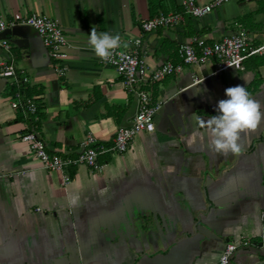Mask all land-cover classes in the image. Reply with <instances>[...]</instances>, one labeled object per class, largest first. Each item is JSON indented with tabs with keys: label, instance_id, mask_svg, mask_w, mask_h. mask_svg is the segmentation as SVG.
<instances>
[{
	"label": "crops",
	"instance_id": "0c3cea01",
	"mask_svg": "<svg viewBox=\"0 0 264 264\" xmlns=\"http://www.w3.org/2000/svg\"><path fill=\"white\" fill-rule=\"evenodd\" d=\"M168 11L180 0H160ZM206 3L210 0H198ZM36 12L55 19L68 47L57 75L34 29L15 25L0 50L25 85L0 77V264H216L225 242L237 244L230 264H264V119L241 133L239 155L217 153L199 126L216 115L225 89L245 86L264 112V51L243 70L215 72L209 59L142 86L159 108L154 128L138 133L125 152L97 157L61 173L44 170L19 135L32 128L49 152L75 156L87 133L108 145L117 126L137 110L110 66L88 43L98 33L140 35L138 52L149 68L180 60L177 47L194 38L214 41L239 25L251 46L264 43V0H230L173 28L141 32L147 0H0V17ZM197 78V81H194ZM255 83V84H254ZM34 92L38 120L12 110V94Z\"/></svg>",
	"mask_w": 264,
	"mask_h": 264
},
{
	"label": "built area",
	"instance_id": "2783aa9c",
	"mask_svg": "<svg viewBox=\"0 0 264 264\" xmlns=\"http://www.w3.org/2000/svg\"><path fill=\"white\" fill-rule=\"evenodd\" d=\"M228 1L230 0H210L201 3L198 0H180L179 11H159L142 19L139 22V27L141 32H150L158 28H173L178 26L185 16L199 18ZM245 1L257 2L259 0ZM18 24L34 29L46 55L53 62L54 71L57 75L63 76L66 67L62 62L67 55L68 41L58 22L47 15L36 12L8 21L0 17V50L9 52L10 42L3 32ZM140 41V35L121 34L120 47L113 50L110 59L104 61L99 58L102 65L114 69L125 89L135 96L137 102V110L129 124L117 126L108 145L102 144L93 135L87 133L79 143L78 153L70 157L49 152L44 141L36 135L32 128L19 135V140L27 144L31 156L44 170H56L61 173L62 184L69 180V168L85 165L91 170L99 169L100 164L97 162L99 155L123 153L138 133L153 130L154 116L159 104L151 101L149 91L142 86L178 74L185 65L197 66L209 59L215 61V72L228 68L243 70V61L247 57L264 51V43L258 46L249 44L247 30L239 25L235 30L223 34L214 41L198 37L191 41L181 42L177 47L179 61L166 60L154 68H149L138 52ZM0 77H10L12 83L18 85H25L28 82L27 75L20 69L16 70L7 62L6 57H0ZM197 80L194 78V81ZM9 105L12 110L19 112L23 118L30 122L38 120V107L33 96H24L19 90H16L9 100ZM258 214L260 218H264V208L260 209ZM237 247L234 242H225L217 254L216 264H230V259Z\"/></svg>",
	"mask_w": 264,
	"mask_h": 264
},
{
	"label": "clouds",
	"instance_id": "9594fccd",
	"mask_svg": "<svg viewBox=\"0 0 264 264\" xmlns=\"http://www.w3.org/2000/svg\"><path fill=\"white\" fill-rule=\"evenodd\" d=\"M88 43L99 58L108 61L113 50L120 47V36L108 32L98 33L92 27ZM225 95L226 99L218 101L217 114L206 120L199 118L198 123L200 127L210 130V147L215 152L239 155L243 151L241 133L255 131L264 119V112L261 111L260 102L251 96L245 86L228 87Z\"/></svg>",
	"mask_w": 264,
	"mask_h": 264
},
{
	"label": "trees",
	"instance_id": "16d2710c",
	"mask_svg": "<svg viewBox=\"0 0 264 264\" xmlns=\"http://www.w3.org/2000/svg\"><path fill=\"white\" fill-rule=\"evenodd\" d=\"M147 7H148V11L150 13V16L156 14L159 11L160 12H168V9L165 8L163 6V4H161L160 0H147ZM179 10H180V7H175L174 10H172V11H179ZM262 62H264V58L259 59L257 61V63H262ZM32 94H34L33 91H31L30 89L24 88V93H23L24 96H32Z\"/></svg>",
	"mask_w": 264,
	"mask_h": 264
},
{
	"label": "water",
	"instance_id": "95a60500",
	"mask_svg": "<svg viewBox=\"0 0 264 264\" xmlns=\"http://www.w3.org/2000/svg\"><path fill=\"white\" fill-rule=\"evenodd\" d=\"M25 26V25H24ZM14 27V26H13ZM12 28V27H11ZM9 28H7L4 32L3 35L5 36V33L8 31Z\"/></svg>",
	"mask_w": 264,
	"mask_h": 264
}]
</instances>
